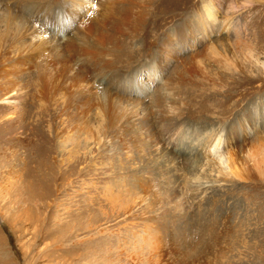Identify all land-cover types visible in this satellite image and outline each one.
I'll list each match as a JSON object with an SVG mask.
<instances>
[{
    "label": "rangeland",
    "instance_id": "rangeland-1",
    "mask_svg": "<svg viewBox=\"0 0 264 264\" xmlns=\"http://www.w3.org/2000/svg\"><path fill=\"white\" fill-rule=\"evenodd\" d=\"M35 1L10 2L20 20L8 33L2 18L7 6L0 0V92L9 88L5 70H12L13 55H36L32 84L23 92L33 98L20 99L26 116L16 126L42 118L49 126L38 125L42 133H32L34 144L21 132L8 135L0 108V264H264V0H133L148 15L137 42L103 56L115 62L121 84L109 87L107 71L102 85L94 81L112 94L117 108L107 138L97 100L88 110L86 100L67 105L66 89L43 99L37 93L38 75L55 72L34 35L10 46L16 26L32 20ZM63 2L50 0L67 29L74 22L58 10ZM197 13L206 16L207 43L193 52L192 62L163 59L168 70L162 73L155 66L161 38L186 21L195 25ZM161 19L167 21L158 27ZM193 64L202 69L189 76L183 65ZM182 105L183 139L176 135L153 152L136 119L150 114L147 134L154 130L158 136L159 117ZM213 106L227 110L226 117ZM207 134H213L207 147L212 162L190 168L186 149ZM123 135L136 141L126 140V150L119 141ZM77 138L80 150L73 146ZM229 145L239 153L238 162L255 172L241 166L239 176L231 175L225 162ZM69 158L84 162L75 169L54 163ZM136 175L148 181L133 198L128 190ZM213 197L222 199L217 209ZM149 225L158 235L145 233Z\"/></svg>",
    "mask_w": 264,
    "mask_h": 264
},
{
    "label": "bare ground",
    "instance_id": "bare-ground-1",
    "mask_svg": "<svg viewBox=\"0 0 264 264\" xmlns=\"http://www.w3.org/2000/svg\"><path fill=\"white\" fill-rule=\"evenodd\" d=\"M3 2L7 6V11H4L2 18L6 20L7 32L11 33V29L13 25L18 22L19 16L10 6V2L14 3V0H3ZM25 3L26 0H17L15 5H25ZM133 5V0H64L63 6L58 8V10H62V13L70 18L68 20L74 22L73 25H75L73 26L68 24V28L65 29V24L61 20L64 19L63 14L60 12H54L55 7H53L50 3V0H36L35 3L32 4L33 7H29L32 11L30 18L32 20L27 21L25 24L16 26L15 34H13L14 38L10 44V46H15V48L20 47L27 37L34 35L38 41L35 45L38 46V48L42 47L44 52L49 54L48 63L55 72L54 75H38L39 90H37V93H39L43 99L48 98L49 94H58L63 89H66L69 92V98L66 102L67 105L71 106V103L75 100L79 106L83 104L84 100H86L89 106L88 110L97 104L98 101L101 113L100 116L103 118L101 124L105 125L104 129L106 130L104 138H107V132L113 126L115 121L114 116L117 111L114 110L116 107H114L112 94L100 90V88H98L99 85H95L94 81H97V83L102 85L104 81H102L103 79L101 76L104 71H107L109 74V87H114V85L119 86L121 84V78H119V73L116 69L117 67L114 64L115 62H112L103 56L114 48H120V45L125 42H129L131 44H135L137 42L148 15H146V8H135ZM197 14L198 15H195L192 19V22H195V25L191 24L190 21H186L183 25L177 26L172 32L166 33L163 38H161L157 51L159 56L155 66L162 73L168 70V65L165 64L163 59H167V61L175 63H182L183 59L188 58L189 61L192 62L196 57V54L193 52L197 51L202 45L207 43L209 27H207V21L204 19L206 16H202L201 13ZM166 21V19L158 21V27H161L166 23ZM30 27L33 29L32 33L28 32ZM197 29L199 31H197ZM196 32H199L198 37L196 36ZM51 34H56L59 39L52 37ZM18 44L20 46H18ZM180 44L181 48L179 47V49L182 50L181 52L178 50L180 54L188 51L184 57L177 52V47L180 46ZM138 51H140V49ZM14 56L15 55H13V65L11 66L12 70H5L6 84L9 88L6 90L1 89L0 108L2 114L4 113L6 118V125H9L7 131L8 135L15 136L21 132V135L26 136V138L23 139L33 143L32 133H42V131L38 129V125H42V127L47 126L45 125L46 121L42 118L37 121L38 124L36 125H33L31 122H24L22 125L17 126L16 124H19V121L26 116L24 111L25 108L19 107L21 105L25 106V101H20V99H25L26 96H29V98L32 97L30 96V93H28L29 91H26V93L23 92L25 89H29L32 84L30 74L34 69L33 63L36 55L32 54L27 56L20 52L18 55ZM54 56L56 57L54 58ZM117 58L121 59L122 56L119 55ZM201 69L202 68L200 66H196L194 64L190 66L183 65L184 72L189 76H192L194 74L193 72ZM227 69L233 70L234 67L231 64H227ZM11 75H14V79L10 78ZM73 88H80V90L79 92H73ZM201 96L202 95L199 97L202 101L208 102L205 97ZM194 98H196V95H194ZM186 106L182 105L176 113L166 114L159 117L158 123L161 125L158 131V136H156L154 130H152L154 133L147 134V132L151 130L149 125L150 114L146 113L144 117L136 119L140 120L138 125L140 126V130L142 131V135L144 137L142 141L149 145V147L153 149V152L156 153L158 151V147L161 145L166 146L168 141L170 142L173 138L175 139L174 136L176 135H179L180 139H183V117L187 111L186 108H184ZM213 107L216 108L215 110L218 112V116L221 115V117H226L225 114L228 113L227 110L216 106ZM199 109L196 114H200ZM88 110H84V113L88 114ZM92 119L95 121L98 119V116H93ZM131 119L129 121H131ZM120 128L124 127L120 126ZM27 132H29V134H27ZM165 137L169 138L166 139L167 143L165 142L164 144ZM204 137V139H201V137L197 136L196 144H194L191 148L186 149L188 150V158L191 161L190 164L188 160H185V162L187 163L186 165L191 166L190 168H194L201 163L202 165H210L212 162L210 156L208 155L209 153H207V147L209 143H212L211 140L213 138V134H207L204 135ZM75 140L76 144H73V146L79 150L82 149L80 145H78L81 141L78 138ZM126 140L127 142L130 140V142L136 143V141L132 138H128L126 136L121 137L119 141L123 150H126V145L128 144H126ZM139 148L136 144L135 149L141 156L142 153H140L141 151ZM231 148L232 146L229 145L228 150L225 153V162L227 163V167L231 175L239 176L240 167L245 164L241 165L240 162H238L239 153ZM74 153H76V155L79 154L77 151H74ZM126 155L127 154H125V156ZM193 159L194 161H192ZM70 160L71 158L67 160L69 162L61 161L60 163H54L58 167L75 169L78 167V164H82L84 162L82 161V158L77 160L75 159L76 163ZM155 162L157 163L155 166L160 168L158 161ZM163 163H165V161ZM262 163L264 165V160ZM254 168L255 167L247 166L246 169L251 172H255ZM241 171H243V169ZM261 174L264 175V169L261 170ZM223 176L227 177L226 174ZM133 178L134 180L131 190H128V193H131L134 198L144 191L145 181H148V179L145 178L144 180L138 175ZM221 200V198L213 197L211 201L214 204L213 208H216L217 203L221 202ZM218 211L221 212L222 210L220 209ZM153 229V225H149L147 230L144 231L147 235H154L155 231ZM155 234L158 235L156 232Z\"/></svg>",
    "mask_w": 264,
    "mask_h": 264
}]
</instances>
